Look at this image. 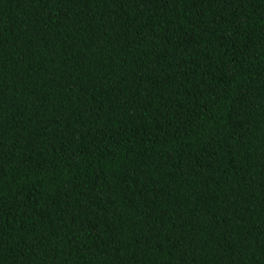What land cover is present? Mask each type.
I'll use <instances>...</instances> for the list:
<instances>
[{
    "label": "trees",
    "instance_id": "obj_1",
    "mask_svg": "<svg viewBox=\"0 0 264 264\" xmlns=\"http://www.w3.org/2000/svg\"><path fill=\"white\" fill-rule=\"evenodd\" d=\"M0 264H264V0H0Z\"/></svg>",
    "mask_w": 264,
    "mask_h": 264
}]
</instances>
